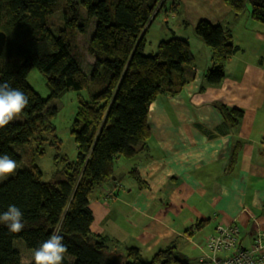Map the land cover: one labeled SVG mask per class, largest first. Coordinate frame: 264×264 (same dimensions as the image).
<instances>
[{
	"label": "trees",
	"instance_id": "16d2710c",
	"mask_svg": "<svg viewBox=\"0 0 264 264\" xmlns=\"http://www.w3.org/2000/svg\"><path fill=\"white\" fill-rule=\"evenodd\" d=\"M169 1L174 9L175 0ZM166 3L66 0L61 6L63 22L54 32L50 17L59 9V0H0V30L7 35L0 52V83L7 82L29 99L22 118L0 129V155H9L17 165L22 162L20 149L30 156L29 165H18L15 174L0 181V213L16 205L25 224L19 233L0 224V264H23L15 247L19 239L31 251L29 264H34V251L54 232L63 236L67 246L62 264H187L175 246L146 261L139 248L90 230V194L111 179L117 156L134 157L148 148L150 104L161 94L178 95L188 82L186 67L195 56L187 39L172 35L159 41L152 53L145 52L146 33ZM225 3L231 9L249 3L252 18L264 24V0ZM94 18L93 35L79 47V36L87 34ZM195 33L211 49L206 82L218 85L225 78L227 60L239 46L221 25L207 19L196 23ZM32 68L46 77L47 99L28 82ZM71 90L78 97L71 128L75 159L61 152L62 140L53 122L58 107L52 100ZM223 110L231 127L244 115L238 108L223 106ZM201 130L215 136L212 130ZM48 141L57 152L52 176L43 181L34 160L36 154H45ZM33 143L36 147L29 148ZM131 173L137 175L136 169ZM203 225L202 221L196 224L197 228Z\"/></svg>",
	"mask_w": 264,
	"mask_h": 264
},
{
	"label": "crops",
	"instance_id": "0c3cea01",
	"mask_svg": "<svg viewBox=\"0 0 264 264\" xmlns=\"http://www.w3.org/2000/svg\"><path fill=\"white\" fill-rule=\"evenodd\" d=\"M173 3L172 35L187 39L195 56L188 82L178 95L161 94L150 104L148 148L117 156L111 179L90 194V230L139 248L146 261L175 246L187 264H197L206 246L199 235L210 236L218 224L237 223L246 248L264 233V24L252 18L249 3L237 9L225 0ZM201 19L221 25L239 46L218 85L206 82L212 61L195 33ZM223 106L244 111L234 127Z\"/></svg>",
	"mask_w": 264,
	"mask_h": 264
},
{
	"label": "rangeland",
	"instance_id": "374dc122",
	"mask_svg": "<svg viewBox=\"0 0 264 264\" xmlns=\"http://www.w3.org/2000/svg\"><path fill=\"white\" fill-rule=\"evenodd\" d=\"M60 1V7L59 9L50 17L52 24L50 23L51 28L54 30V32H57L58 29L55 26H59L63 22V15H62V4L66 2V0H59ZM172 1L167 0L166 6H164L162 9H160L159 13L156 14V17L154 18L152 24L150 25L147 33H146V47L145 52L146 53H152L155 51V48L157 47V44L159 41L163 39H168L172 37V29L176 30L175 22L170 15H167V10L171 7ZM84 15L86 16V11L83 10ZM170 14V12L168 13ZM180 18V15L177 17ZM50 22V20H49ZM95 23L96 19L91 20L90 28L88 29V32L86 35H80L78 42L79 47L84 44L92 35L95 29ZM186 33H189V28L187 27L184 30ZM179 33V32H178ZM194 43V42H193ZM198 44L194 43V47H196ZM85 56V60L88 58L86 54V50H83ZM86 65V63H85ZM28 82L33 87V89L39 93V95L43 99H47L50 96V90L46 83V77L37 69L32 68L29 71L28 74ZM52 103L55 104L58 107V113L54 117V124L56 126V134L57 136L62 140V150L61 152L64 154H67L71 159H75L77 156V149L75 144V139L71 133V128L74 120L76 119V113L78 108V97L77 92L74 90L66 92L63 96L54 98L52 100ZM21 115L19 118L13 120V121H19L21 119ZM49 139H52L49 137ZM35 144L29 146V148H35ZM45 148V154L43 156H38L36 154L35 162L40 166V169L43 173L42 180L43 181H49L52 173L54 171L53 166V159L54 155L56 154L57 150L55 147L51 146V141H48V143L44 146ZM22 154V162L18 164L19 166H27L30 164V156L26 154L25 149L19 150ZM264 234V233H263ZM208 236L207 233H202L199 235V239H202V241H205L206 243V237ZM15 247L22 253L23 256V264H29L30 262V252L26 247L22 240H16L15 241ZM207 246H205V251L203 254L208 253Z\"/></svg>",
	"mask_w": 264,
	"mask_h": 264
},
{
	"label": "clouds",
	"instance_id": "9594fccd",
	"mask_svg": "<svg viewBox=\"0 0 264 264\" xmlns=\"http://www.w3.org/2000/svg\"><path fill=\"white\" fill-rule=\"evenodd\" d=\"M28 103L24 92L12 88L7 82L0 83V129L19 118ZM17 167L16 160L9 155H0V181L15 174ZM0 224L12 233H19L25 227L22 211L16 205H9L6 211L0 213ZM66 252L63 236L54 232L34 251V264H62Z\"/></svg>",
	"mask_w": 264,
	"mask_h": 264
},
{
	"label": "built area",
	"instance_id": "2783aa9c",
	"mask_svg": "<svg viewBox=\"0 0 264 264\" xmlns=\"http://www.w3.org/2000/svg\"><path fill=\"white\" fill-rule=\"evenodd\" d=\"M206 246L209 252L197 264H264V234H256L246 248L241 244L237 223L218 224L207 237Z\"/></svg>",
	"mask_w": 264,
	"mask_h": 264
},
{
	"label": "water",
	"instance_id": "95a60500",
	"mask_svg": "<svg viewBox=\"0 0 264 264\" xmlns=\"http://www.w3.org/2000/svg\"><path fill=\"white\" fill-rule=\"evenodd\" d=\"M7 41V35L4 31L0 30V52L3 50Z\"/></svg>",
	"mask_w": 264,
	"mask_h": 264
}]
</instances>
